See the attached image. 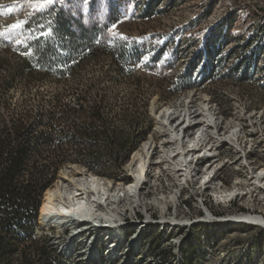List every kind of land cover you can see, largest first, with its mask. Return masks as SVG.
Segmentation results:
<instances>
[{
    "label": "rangeland",
    "instance_id": "1",
    "mask_svg": "<svg viewBox=\"0 0 264 264\" xmlns=\"http://www.w3.org/2000/svg\"><path fill=\"white\" fill-rule=\"evenodd\" d=\"M42 4L0 0V32H12L0 37V138L8 149L0 158V222L9 219L11 227L0 226L11 249L0 264H124L100 238H81L70 254H60L69 231L38 224L46 190L81 175L118 182L153 131L152 104L159 108L199 88L193 66L206 43L223 34L220 53L226 40H241L264 16V0ZM17 23L22 27L12 31ZM220 67L223 75L225 63ZM200 88L226 114L236 106L264 107V87L251 81L216 75ZM87 242L97 257L87 256ZM36 243L47 253H35Z\"/></svg>",
    "mask_w": 264,
    "mask_h": 264
},
{
    "label": "bare ground",
    "instance_id": "2",
    "mask_svg": "<svg viewBox=\"0 0 264 264\" xmlns=\"http://www.w3.org/2000/svg\"><path fill=\"white\" fill-rule=\"evenodd\" d=\"M243 34L220 53L223 34L210 39L193 66L199 88L152 104L153 131L118 182L81 175L47 190L39 223L69 231L60 254L100 238L124 264H264V107L226 114L200 88L216 75L264 87V16Z\"/></svg>",
    "mask_w": 264,
    "mask_h": 264
},
{
    "label": "trees",
    "instance_id": "3",
    "mask_svg": "<svg viewBox=\"0 0 264 264\" xmlns=\"http://www.w3.org/2000/svg\"><path fill=\"white\" fill-rule=\"evenodd\" d=\"M60 25H64L63 23H64V20L63 19H60ZM77 41H81V39L80 38H77L76 39ZM19 144L20 145H22V144H25V141H22V139L19 141ZM6 144H5V142L0 138V158H4V154H5V151L6 150H8L7 149V146H5ZM52 188V187H51ZM48 189H50V188H48ZM47 189V190H48ZM47 190H46V192H47ZM44 201V200H43ZM43 204V203H42ZM42 204H41V206H40V210H41V207H42ZM40 210H39V218H40ZM39 218H38V224H39ZM1 224H0V226H2L3 228H5L4 229V231H8V232H11V227H10V223H9V219H1V222H0ZM2 227H0V229H1V231H0V233L1 232H3V229H2ZM13 228H14V231H16V232H18V233H21V232H23V228L21 227H16V226H12ZM28 229V228H27ZM8 242V241H7ZM6 238L4 237V236H1L0 237V247H3V246H5L4 248H2L1 249V251H0V259L2 258L1 256H5V255H7L10 251H11V249H10V247H9V245H7L6 243ZM52 245V244H51ZM52 249H54L55 250V248L53 247V245H52ZM56 251V250H55ZM34 252L36 253V252H40V253H47V251H46V249H44L43 247H40V246H38V244L36 243L35 244V248H34ZM57 252V251H56ZM57 255L59 256V254L57 253ZM3 259V258H2ZM62 259H64L63 257H62ZM65 260V259H64Z\"/></svg>",
    "mask_w": 264,
    "mask_h": 264
},
{
    "label": "snow or ice",
    "instance_id": "4",
    "mask_svg": "<svg viewBox=\"0 0 264 264\" xmlns=\"http://www.w3.org/2000/svg\"><path fill=\"white\" fill-rule=\"evenodd\" d=\"M90 2H91V0H83V3L85 5L89 4ZM54 3H56V0H43L42 6H47L49 4H54ZM21 27H22V25L19 24V23L13 24V25L10 26V28H11L12 31H15V30H17V29H19ZM50 34H51V32H49V33H42V35H50ZM5 35L11 36L12 35V32H8V33L0 32V37H3ZM121 38H123V37H121ZM17 42H19V39L18 38H17Z\"/></svg>",
    "mask_w": 264,
    "mask_h": 264
},
{
    "label": "built area",
    "instance_id": "5",
    "mask_svg": "<svg viewBox=\"0 0 264 264\" xmlns=\"http://www.w3.org/2000/svg\"><path fill=\"white\" fill-rule=\"evenodd\" d=\"M208 218V217H207ZM225 219H233V218H225ZM240 219H248V218H240ZM256 221V219H253ZM258 224H264V222H259V221H256Z\"/></svg>",
    "mask_w": 264,
    "mask_h": 264
}]
</instances>
